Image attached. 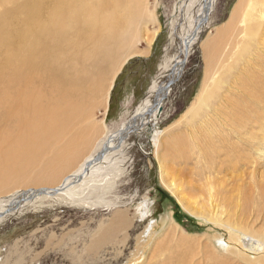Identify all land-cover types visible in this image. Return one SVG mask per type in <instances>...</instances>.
I'll use <instances>...</instances> for the list:
<instances>
[{
    "label": "bare ground",
    "instance_id": "obj_1",
    "mask_svg": "<svg viewBox=\"0 0 264 264\" xmlns=\"http://www.w3.org/2000/svg\"><path fill=\"white\" fill-rule=\"evenodd\" d=\"M147 1L0 0V6L12 2L0 11V225L26 208L51 206V202L80 207H119L118 196L112 193L120 179L134 163L153 150L152 143L148 142V130L141 136L138 129L143 125H148L149 129L157 127L158 115L163 112L160 110L162 98L178 81L182 63L202 35L207 17L217 3V0H177L176 14L181 16L179 31H182L178 37L180 48L162 63L143 107L144 118L117 135L106 133L102 126L95 124L94 117L96 111L108 108L115 79L136 52V43L142 39L151 41L148 25L152 19ZM252 3L253 0H238L229 23L206 43L208 67L216 60L226 36L231 35L225 47L237 46L241 38L255 45L261 42L259 39L249 41L246 37L251 30L260 28L248 25L247 18H238L246 5ZM263 11L264 4L260 9L262 19ZM238 21L240 28L236 27ZM246 52L249 57L254 52L260 55L252 48H246ZM262 70L264 75V66ZM255 75L251 70V74L247 72L240 81L239 100L229 96L228 115L233 121L226 123L218 140L226 143L221 147V154L239 153L238 166L249 168L252 165L250 174H254L255 179L260 175V182L256 180L259 197L247 195V198L256 204V212H264V176L258 172V166L264 162V77L261 75V79L254 81ZM209 93L204 85L191 108L200 112L192 119L200 120L203 109L207 111L205 117L212 112V106H206ZM204 104L206 107L199 109ZM221 108L224 110L220 106L217 111ZM194 140H184L187 150L183 151L180 161L190 163L195 153L202 152L201 137ZM191 152L194 153L188 156ZM248 179L247 182L253 180ZM251 187L249 185L252 194L255 187ZM133 222L128 211L116 210L107 221L102 220L84 251L97 255L105 245H124L126 230ZM174 224L173 220L168 230H164L165 237L155 241L153 250L150 247L151 262L142 255L141 264L145 261L161 264L154 260L160 257L161 248L176 240L177 224ZM148 226L137 236L138 246L151 224ZM187 240L181 234L179 243Z\"/></svg>",
    "mask_w": 264,
    "mask_h": 264
},
{
    "label": "rangeland",
    "instance_id": "obj_2",
    "mask_svg": "<svg viewBox=\"0 0 264 264\" xmlns=\"http://www.w3.org/2000/svg\"><path fill=\"white\" fill-rule=\"evenodd\" d=\"M237 1L217 0L202 35L191 46L183 74L169 94L162 98L164 109L158 115L157 127H139L141 136L148 130V142L152 143L153 150L134 163L120 179L112 193L118 196L119 207H80L51 202V206L26 208L23 213L0 225V264H141L142 255L151 262L150 251L156 247V242L165 237L164 233L173 220L177 224H174L177 227L176 240L161 248L160 257L154 261L161 264H264V212H256V204L250 203L247 198V195L259 197L256 180L260 182V175L255 179L254 174H250L252 165L246 167L247 171L238 166L239 153L234 154L235 157L221 154V147L226 143L218 140L226 123L233 121L228 115L229 96L239 100L240 81L247 72L251 74L252 70L256 73L254 81L263 74L264 18L260 9H263L264 0H253L252 5H246L238 17L242 20L247 18L248 25L260 28L259 31L251 30L246 37L249 41L259 39L262 43L255 45L241 38L238 47H225L231 35L226 36L217 52L218 57L210 67L204 50L206 43L229 23ZM8 5L0 6V11L7 9ZM176 5L177 0L147 1L152 23L148 25L149 31L145 29L151 41L148 43L142 39L136 43V52L115 79L108 108L96 111L94 117L95 124L102 126L106 133L117 135L144 118L143 107L162 63L180 48L181 16L176 14ZM239 24L238 21L236 27ZM246 48H252L260 55L254 52L249 57L245 53ZM249 58L254 60L250 62ZM204 85L210 92L206 97V106L211 105L212 112L205 117L207 111L203 109V116L200 115L202 121L201 118L194 120L192 118L200 111H192L191 108ZM206 106L204 104L199 109ZM220 106L224 110L217 111ZM216 112L219 113L214 116ZM198 137L204 142L201 141L202 152L192 155L190 163L180 161L183 151L187 150L184 140L195 141ZM258 169L264 176V162ZM249 185L255 187H251L254 188L253 195ZM118 209L128 211V215L134 218L133 224L126 230V243L105 245L97 255L86 254L84 248L99 224L102 220L107 221ZM150 224L151 228L138 246L137 236ZM181 234L188 238L184 243H179Z\"/></svg>",
    "mask_w": 264,
    "mask_h": 264
},
{
    "label": "water",
    "instance_id": "obj_3",
    "mask_svg": "<svg viewBox=\"0 0 264 264\" xmlns=\"http://www.w3.org/2000/svg\"><path fill=\"white\" fill-rule=\"evenodd\" d=\"M187 61H188V56H187L186 60L184 61V63H182V72H180V76L183 74L184 67H185ZM180 76L178 79H180ZM160 110H163V106L160 107Z\"/></svg>",
    "mask_w": 264,
    "mask_h": 264
}]
</instances>
